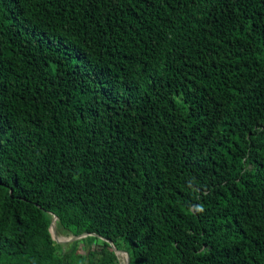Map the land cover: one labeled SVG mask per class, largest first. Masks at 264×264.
Wrapping results in <instances>:
<instances>
[{
	"label": "trees",
	"instance_id": "1",
	"mask_svg": "<svg viewBox=\"0 0 264 264\" xmlns=\"http://www.w3.org/2000/svg\"><path fill=\"white\" fill-rule=\"evenodd\" d=\"M113 248L264 264V0H0V264Z\"/></svg>",
	"mask_w": 264,
	"mask_h": 264
},
{
	"label": "rangeland",
	"instance_id": "2",
	"mask_svg": "<svg viewBox=\"0 0 264 264\" xmlns=\"http://www.w3.org/2000/svg\"><path fill=\"white\" fill-rule=\"evenodd\" d=\"M51 229L53 231V234H54L55 238H57V240L61 242V243H57V244H61L64 249L68 248L69 244L72 241H74V240L71 239L72 236H63L61 234L59 235L56 232L55 226H53V228H51ZM82 238H84V237H82ZM87 245L88 244H84V243L79 241L78 245H77V252L79 254H84L87 251V247H88ZM91 247H94V245H92ZM116 259H117L118 264H125V256H124V254H117L116 255Z\"/></svg>",
	"mask_w": 264,
	"mask_h": 264
},
{
	"label": "water",
	"instance_id": "3",
	"mask_svg": "<svg viewBox=\"0 0 264 264\" xmlns=\"http://www.w3.org/2000/svg\"><path fill=\"white\" fill-rule=\"evenodd\" d=\"M54 221H55V217H53L52 220H51V223H50V226H49V233H50L51 239H52L54 242H56V243H61L60 241L57 240V238H55V236H54V234H53V231H52V229H51V228H53V226H54ZM87 235H88V234H81V235H79V236H74V237H72L71 239H72V240H77L78 238L80 239V238H82V237H86ZM113 251H114L115 255H117L116 253H122V254H124V256H125V264H128V256H127V254H126L125 252L115 250L114 248H113Z\"/></svg>",
	"mask_w": 264,
	"mask_h": 264
},
{
	"label": "bare ground",
	"instance_id": "4",
	"mask_svg": "<svg viewBox=\"0 0 264 264\" xmlns=\"http://www.w3.org/2000/svg\"><path fill=\"white\" fill-rule=\"evenodd\" d=\"M116 254H121V253H116Z\"/></svg>",
	"mask_w": 264,
	"mask_h": 264
}]
</instances>
